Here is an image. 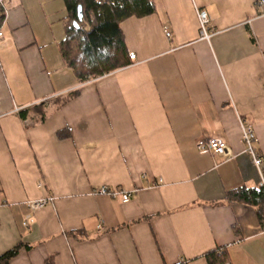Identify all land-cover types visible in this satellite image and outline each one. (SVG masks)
<instances>
[{
	"label": "crops",
	"instance_id": "obj_1",
	"mask_svg": "<svg viewBox=\"0 0 264 264\" xmlns=\"http://www.w3.org/2000/svg\"><path fill=\"white\" fill-rule=\"evenodd\" d=\"M121 23L127 67L80 83L60 53L64 0H8L0 40V256L10 264H264L258 208L230 194L261 185L264 13L257 0H151ZM214 28L199 37L197 10ZM172 33L169 39L164 29ZM44 103L46 119L19 112ZM34 111V110H31ZM220 138L223 157L198 151ZM133 192L127 203L94 195ZM53 197L23 227L28 203ZM99 225L103 227L99 231Z\"/></svg>",
	"mask_w": 264,
	"mask_h": 264
},
{
	"label": "trees",
	"instance_id": "obj_2",
	"mask_svg": "<svg viewBox=\"0 0 264 264\" xmlns=\"http://www.w3.org/2000/svg\"><path fill=\"white\" fill-rule=\"evenodd\" d=\"M66 35L60 43V53L64 62L76 74L80 83L88 78L96 79L127 67L132 61L125 44L121 23L136 17L144 18L155 12L151 0H64ZM82 6L83 19L78 18V8ZM5 10L0 5V27L5 20ZM78 22L79 28L74 26ZM45 104L39 103L32 109L19 112L26 119L30 112L37 115V121L46 119ZM34 110V111H31ZM230 198L243 201L258 208V216L263 223L264 189L242 188ZM19 247L0 256V264H10L18 254ZM209 264H226V252L218 254V249L208 254ZM52 264V263H49Z\"/></svg>",
	"mask_w": 264,
	"mask_h": 264
},
{
	"label": "built area",
	"instance_id": "obj_3",
	"mask_svg": "<svg viewBox=\"0 0 264 264\" xmlns=\"http://www.w3.org/2000/svg\"><path fill=\"white\" fill-rule=\"evenodd\" d=\"M8 0H0V5L4 8L6 13V4ZM258 8L264 13V0H257ZM198 19H199V38L203 41H210L215 31L211 24V18L209 14L202 9L197 10ZM165 35L167 38L172 37V33L168 28L164 29ZM5 33L2 28H0V40L4 37ZM131 60H135L136 56L131 55ZM241 133H242V142L245 147L246 154L250 157L253 165L257 169L260 178L261 185L264 189V159L260 150L256 147V134L254 128L250 121L242 120L241 121ZM196 148L198 151L209 152L216 157H223L228 152V146L226 142L220 138H205L197 142ZM94 195L106 196L113 200H120L122 203H127L131 200L133 192L128 191L122 187H110V186H99L93 190ZM54 201L53 197H43L38 200H33L28 203L29 213L25 216L23 222V227L29 229L34 223V214L35 212L43 209L47 205L52 204ZM263 224H264V211H263ZM99 231L103 229L99 225ZM226 252V249L219 248L218 254ZM226 264H229L227 262Z\"/></svg>",
	"mask_w": 264,
	"mask_h": 264
},
{
	"label": "water",
	"instance_id": "obj_4",
	"mask_svg": "<svg viewBox=\"0 0 264 264\" xmlns=\"http://www.w3.org/2000/svg\"><path fill=\"white\" fill-rule=\"evenodd\" d=\"M78 18H79L80 21L83 19V9H82V6H79V8H78ZM74 26L76 28H79L78 22H74Z\"/></svg>",
	"mask_w": 264,
	"mask_h": 264
}]
</instances>
